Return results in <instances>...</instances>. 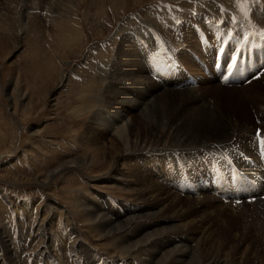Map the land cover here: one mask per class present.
Returning a JSON list of instances; mask_svg holds the SVG:
<instances>
[{"label": "rangeland", "instance_id": "obj_1", "mask_svg": "<svg viewBox=\"0 0 264 264\" xmlns=\"http://www.w3.org/2000/svg\"><path fill=\"white\" fill-rule=\"evenodd\" d=\"M202 1L207 2V0ZM202 1L200 4H203ZM221 3L222 0H219L218 9ZM147 4H151L158 11L162 9L177 13L178 17L183 18L199 11L191 10L190 5L192 4L198 7L194 1L182 0H0V231L7 235L6 238H10L4 221L9 222L10 217L18 214L16 227L17 229L20 227V231L27 230V232L23 237L19 236L24 240L20 254L17 252L16 245H11L14 247H11V250L14 249L12 251L17 257V264H80L77 256L73 254L72 247H75L85 264H95V260L96 264H103L104 255L107 262L110 259L116 264H132L134 261L143 264L147 255L143 253L144 255L140 256L141 253L136 249L132 251L133 256L128 254H122L123 257L115 256V253H121L118 244L126 246L124 245L126 239L135 237L133 233H136V225L145 220L137 218L139 215L137 211H141L137 208L140 205L138 204L140 195L138 197L135 194L137 190L135 192L134 188L138 187L140 173L134 168L135 161L122 157L112 163L111 156L103 150L101 152L105 153V158L94 165L89 163L90 155L88 154L97 145H101L100 142H95L106 141L105 138L100 140L103 131L100 123L95 120V115L99 113L102 121L111 123L114 112L119 111L121 106L120 101L117 102L121 87L125 89L126 82H141L142 80L140 76L133 78L134 75H129V78L124 79L116 75L125 70H129V73L130 70H135L133 72L137 75L141 73L145 51L137 53V49L141 46L139 41L137 42V35L140 36L142 33L137 27L133 29L137 35L130 34L129 30L135 25V19L132 17L134 11L136 18L140 16L144 22L147 20L153 23L147 16H141L136 11L143 9L147 13L145 8L149 7ZM36 5L41 9L46 5L47 7L44 11L37 12L34 8ZM212 12L211 16H216L218 13L216 5L212 7ZM140 17L139 19L143 21ZM230 17L233 18L234 15ZM221 20L222 17L215 20V23L219 24ZM199 23L200 18H197L194 21L195 28L189 32L193 33L195 40L200 34ZM235 28L232 27V29ZM176 38L179 40V37ZM220 39L218 38L216 43L220 41L219 44H222V39ZM184 40L185 36L182 42ZM229 40L231 45L226 43L228 47H231L233 44L230 38ZM245 40L247 45V39L241 41L238 39L237 43ZM172 41L169 40V42ZM206 41L208 42V37ZM182 45L183 43H179V46L182 47ZM182 48V52L180 50L182 59L186 52L190 51L189 54H197L196 58L203 59L204 64L206 49L209 47L204 50L201 47L198 52V48H193L192 51L188 48L189 51H186L185 47ZM86 53L87 59L85 60ZM181 58L180 61L185 70L196 74L197 72L192 70L193 67L183 63ZM194 62L195 64L201 63ZM201 65L199 66L202 68ZM198 72L202 71L199 69ZM182 74L184 75L183 72ZM146 76L150 82H153L152 84L158 85L161 82L154 81L148 73ZM159 85L161 87V84ZM168 87L171 86L168 85ZM247 87L253 91L264 90V81ZM182 88L184 87H178L175 90ZM164 90L167 92L170 89L166 87ZM184 90L186 89L182 91ZM223 94L219 98L224 100L225 104L223 102L220 105H223L224 113L231 115L234 119L235 110L229 106L230 104L232 107L239 105L237 102L240 101L229 100L225 96L223 98ZM261 94H264V91ZM182 96L177 100L178 95L168 92L161 93L159 98L166 108L179 106L175 108L173 116H177L175 118L185 117L187 120L189 118L186 116L189 113H187V108L184 109V105H188L192 93L189 96L187 93ZM220 99L217 100L218 103L222 102ZM243 106V117L238 116V119L248 121V124L253 125L254 120L264 118V116H259L257 109L253 111L255 110L254 105L248 99L244 98ZM257 125L264 130L262 124ZM248 140H246V146ZM237 144L239 142L235 145ZM105 146L108 148L110 145ZM82 161L85 164L82 165ZM112 165L115 167L116 174L109 175ZM141 165L143 167L142 163ZM182 165L184 163L181 162ZM130 166L133 170H128ZM156 166L153 164L152 168L147 167L145 172L150 170L151 174L146 175L142 171L143 176H150L151 179L159 178ZM202 170L205 168L202 167ZM125 172H129L128 177H125ZM185 182L189 181L185 179ZM188 190H197V186L191 184ZM199 192L200 195H187L191 205H181L183 206H179L181 209L176 207L181 211L179 212L181 221L191 220V224L190 230L188 226H185L183 230L174 232L172 243L177 246L175 239L183 238L184 240L185 238L191 246L200 250L201 262L210 258L215 260L216 257L225 264H264V255H262L264 246H255L258 244L257 240L248 241L247 244L239 242L234 236V230L242 224L241 222L239 225L223 223L225 230L229 229V231L226 235L219 233L223 231L221 229L223 217L235 212L236 202L229 205L223 203L220 197L216 198L210 193H205V190L201 189ZM112 193L117 199L116 204H113L108 197ZM143 196L146 197L147 194ZM180 197L185 198L183 195ZM210 200L216 203L212 204V207H207ZM217 200L220 201L217 202ZM85 201L97 207L104 204L106 209L102 210L107 211V215L110 212L115 213L113 221L120 215L123 216L122 220L128 219L125 220V230L113 231L112 234L106 235L99 233L100 231L95 227H87L89 223L85 222L82 216L79 217L77 212V207ZM13 202L16 204L14 205ZM244 205L250 206L251 204ZM217 207L221 210L216 209ZM223 207L227 210L226 213L223 212ZM193 209H195L194 212ZM21 210H25V214ZM62 210L65 212H61ZM244 211L248 212L246 209ZM43 216L45 218L42 219L49 230L44 233V238L36 230L37 226L43 222L41 219ZM128 216L135 220L130 221L131 218ZM214 218L217 220L215 221ZM176 219H174L175 222L180 221ZM56 226H58L57 229ZM72 230L75 232L72 233ZM14 231L16 228L11 226L10 233L13 234ZM192 234L197 238L196 241L186 237ZM53 235L58 242L57 251L53 248ZM8 241L11 242L10 239ZM172 243L170 241L167 244L168 247ZM247 245L246 250L244 248ZM123 246L122 250H124ZM255 247L257 248L253 251ZM45 248L49 256L42 253ZM1 250L0 262L10 264L11 259H6L7 254L3 252V249ZM25 251H30L33 255L21 258V254ZM42 254L44 257L39 256ZM175 254H179L178 251L174 250L173 255ZM34 256L39 259L38 263L34 260Z\"/></svg>", "mask_w": 264, "mask_h": 264}, {"label": "bare ground", "instance_id": "obj_2", "mask_svg": "<svg viewBox=\"0 0 264 264\" xmlns=\"http://www.w3.org/2000/svg\"><path fill=\"white\" fill-rule=\"evenodd\" d=\"M218 1L219 0H207V3L212 5L211 8L208 7L206 4H201L200 6L202 7V10L206 14L211 16L213 13L212 7L213 5L218 6L217 4ZM226 2L228 1L222 0L221 6L219 7V9L223 8L225 13L228 14L229 13V11L227 12L228 8L225 9ZM140 18L142 19V17ZM142 20H143L142 22H144V19ZM262 20L264 21V14H263ZM145 22L149 23L147 20ZM205 29L206 27H203V30ZM190 31L191 30L189 29L188 31L185 32V40H184V42L186 43L185 50L190 49L192 51L193 48H196V49L198 48L197 49V52H198L201 49V47L199 46L200 45L199 39L196 37L197 42H195L196 40L194 38V35L193 33H189ZM232 36H236L238 39H240V41L242 39H247V36L245 35V33L240 31L239 27L235 29L231 28L230 30L227 31L226 34H223L221 32H210L207 37H208V42H216L218 38H221L223 42L222 45H226L228 47V45L230 44V40H226V38L228 37L231 39ZM226 42L228 43V45ZM245 42L246 40L242 43H239V44L237 43L234 46L233 54L235 56L244 57L245 53H248V55L251 54L252 49L247 48V45L245 44ZM134 50L136 49L134 48ZM142 51L144 50H142V47L139 46V48L137 49V53L142 52ZM189 52H186L185 55L183 54L184 59H182L181 56L180 58L183 63L187 64L190 67H193L192 68L193 72H197L196 74H194L196 78L200 80V78L197 75L201 76V80L198 82V84L193 83L196 85H192V86L188 84L186 87L180 90H175L174 86L175 85L177 86L180 82L177 80L178 77L167 78V79L163 78L161 82L158 83V85H156L155 83L152 84L153 82H150L148 80V77L146 76L148 71H147L146 65L143 62V64L141 65V68L143 70V72L141 70V73H140L141 75L140 74L137 75L136 73H134L133 71L135 70H130V73H129V70L128 71L125 70L124 72L116 75V77L120 76V77H124V79H127V77L129 78L130 77L129 75L131 76L134 75L133 78L140 76L142 77V80L141 82L140 81L126 82L125 89L121 87V92H119L120 97L118 98L119 100L117 99V102L120 101L121 106L119 107V111L114 112L111 118V123H106L102 121L99 113L95 115V120H97V122L100 123L102 127V131H103V134H102V137H100L101 138L100 140H104L103 138H105L107 143L110 146L106 148L105 145H108L106 141L104 142V141L98 140L97 142H95V143L100 142L101 145L99 144L100 146L97 145L95 149L90 150L88 154L90 155L89 163L96 165L102 162L101 160L105 158V153L101 151L106 150L108 156H111L110 159L112 163L114 162V160L117 161L119 158L126 157L129 161H135L136 165L134 168L135 170L137 169V171H139L140 173V178L138 180V187L134 188V191L137 190V192L135 191L136 192L135 194H137V196L140 195V197L138 196L140 198L139 200L140 202L138 204L140 205H138L137 208L140 209L141 211H137L139 213L137 218H144L145 220L136 225L135 227L136 233H133L135 234V237L133 239H128V238L126 239L124 245H126L127 247L118 244V247L121 253L119 252L115 253V256L117 257H123L122 254H125V255L128 254L130 256H133L132 251L136 249L137 252L141 253L139 254L140 256L143 253L147 255L146 258L142 262L143 264H225L224 261L216 257H215V260H211L210 258L209 260L206 259L207 261L205 262H201L199 258L200 250L191 246L189 241L186 240L185 238L184 240L183 238L181 239L176 238L175 244H177V246L172 243V240H173L172 238L174 236V235L172 236V234L174 232H178L180 231V229L183 230L185 226H188V230H190L191 220L188 221L186 219V221H181V219L179 218L180 217L179 212H181L180 211L181 208L179 206L184 205V204H190V201H188L187 195H184L185 198L183 197L182 199L180 197L181 193L176 192L172 189L173 187L170 184L173 181L174 175L168 172L169 170L167 169V166L172 169L173 154H175L177 156L174 160V164L180 158V161L184 163V165L182 166L186 167L187 161L184 159V157L190 158L193 156L194 151L196 152L201 151L204 155H207L208 158H211L213 160L226 159L229 166H227L225 170L227 174L229 175L230 181L234 184L240 183L234 173L233 166L230 165L228 162V156L225 150V146H233L237 142H239V145L246 147L247 139L249 140L252 139L255 141L258 139L256 137L257 130L255 132V128L256 129L260 128V126H258L257 124H262L264 126V118L256 119L254 120V122L249 120V122H252L253 124V125H250L248 124V121L238 119L237 117L238 116L241 117L242 112L244 111V106H243L244 98L248 99L252 103V105H254V108H255V110H253L254 112L257 109L259 112L258 113L259 116H264V94H261L263 93L264 90L259 89V90L253 91L247 87L253 84L257 85L258 83H261L262 81H264V73L259 78L249 83H244L243 80L237 79L234 74L226 73L227 80L231 84L224 86V85H221L220 82L223 80V77H224L223 71H225V66L231 65L232 63L230 60L224 59L223 64H222L224 68L221 69V72L218 71L217 66H213V63H212L213 58L215 56V51L213 48H210V47L207 48L206 54L204 52V54L206 55V58H205L206 60H204V65H206L208 70H213V72L209 71V73H213V78H209L207 74L205 73V71L203 70V68L197 65L198 63L195 64V62L193 61V58L196 59L195 57L196 55H193L192 56L193 58H192L190 56L191 53L189 54ZM241 62H243V60H241ZM198 66L203 70L204 74L203 72L201 73L198 72V70L200 69V68L198 69ZM255 66H256L255 64H252V65L246 64L245 67L241 71L238 67L235 69V71L240 73V77H243L245 75H249L251 71L255 68ZM258 80L260 82H257ZM214 81H217V82H214ZM162 82H164V84H162ZM159 84H161V87ZM168 85L171 87H168ZM166 87L170 89L167 92H165L166 90H164L166 89ZM183 89H186V90L182 91ZM168 92H171L172 95H178L179 97L177 98V100L181 99V97H183L182 96L183 94L185 95L187 93V95L189 96V94L192 93V96L189 97L188 105H184L185 106L184 109L187 108V113H189L188 115L185 113L187 115L186 117H188L189 119L185 120V117L182 116L183 118H181L179 115L178 116L180 118H175L177 116H173V114L175 113V108L179 106H176L175 108L173 106L166 108L163 105L159 97L161 93L163 94V93H168ZM221 94H223V98L225 96L229 100H235L236 102L240 101V102H237L239 103V105H235L234 107H232V104H230L229 106L235 110V112L233 113H234V117L236 118V120L235 118L233 119L231 115H227L224 113L223 105H220L221 103L223 104L224 102V100L222 101L219 98ZM219 99L222 102L218 103L217 100L219 101ZM242 100L243 102L241 103ZM172 104L175 105V103H172ZM189 106L191 107L189 108ZM237 120H240L241 122ZM214 125L217 128L213 127ZM213 135H215L216 137H214ZM259 135L263 136L261 132ZM80 137H82V135H80ZM253 158L254 159L256 158L254 154H253ZM79 161H81V159ZM139 161L140 162L142 161L141 163L143 164V167ZM82 162H83L82 165L85 164L84 161ZM153 164L157 165L156 167L158 168L159 178L153 177V179H151L150 176H145V175L143 176L142 171L145 172V169L147 167H149V169L152 168ZM72 165L73 164H71V166ZM247 165L241 166L240 164V167H239L240 170L244 173H248V170L245 169ZM71 166H68V167H71ZM72 167H74V165ZM202 167L204 166H201L200 168L202 169ZM250 167L256 170L254 166L250 165ZM53 170L55 171V169ZM114 170H115V167L114 165H112L109 175L116 174V171ZM128 170H133V168H131L130 166L128 167ZM185 172L189 174V177L191 179L196 177V175L193 174L188 169H186ZM128 173L129 172L127 173L125 172V177L129 176ZM145 174L149 175L151 174V171L150 170L146 171ZM176 179L177 181H179L178 177ZM256 179L258 182L262 183V186L264 189V182H263L264 177L258 175L256 176ZM195 185L197 186L198 190L205 189V188H211V187L216 189L214 184H209L208 187H204V186L200 187L201 184L198 185V183ZM230 188L234 189L232 187ZM249 191L252 192V196L257 197V198H260L261 193L264 194V190L258 194L255 193V191L253 190H249ZM144 194H147V196L146 197L143 196ZM262 200L263 201H257L255 203L251 202L250 206H247L244 204H241L239 206L236 205V207H234L235 212L233 211L230 216L229 214H227L225 215V217H223L224 221L221 222V229H223V231L219 233L222 235H226L227 231H229V229H227V231L225 230V225H223V223H229V225H239V223L241 222L242 224H240L234 230V233H235L234 236L236 237V239L239 242H245L246 244L248 241L251 242L253 240H257L258 244L255 246L257 247L264 246V198H262ZM219 201L220 200H217V202ZM215 203L216 202L213 203V201L210 200L208 201L206 206L209 207ZM15 204L16 203H14V205ZM242 205H244L245 207ZM100 206L101 207H97L94 205L92 206L90 203L88 204V202L85 201L84 203L81 202V205L77 207V212L79 214V217L82 216L83 220L89 223L86 225L87 227L89 226H90L89 228L95 227L100 231L99 233H104L106 235L112 234L113 231H117V230L119 231L121 229L125 230L124 227L128 219H125L126 221L122 220L123 216L120 215L115 218V221H113V216L115 215V213L112 212L111 214L110 212L109 215L111 216H109L107 215V211L104 212L102 210V209H106L104 208V204L103 205L101 204ZM176 207H179L180 209L177 208L178 209L177 210ZM195 209H193V212ZM216 209L221 210L218 207ZM244 209H246L248 212L244 211ZM222 210L225 213L227 211L225 210V207H223ZM210 211L212 210L210 209ZM61 212H65V210H62ZM209 215H210V212H209ZM212 216L214 215L212 214ZM48 217H50V215ZM128 217L131 218L130 221L135 220V219H132L131 216H128ZM42 218L44 219L45 216L41 217V219ZM174 219L180 220V221L175 222ZM214 219L215 221L217 220V218H214ZM229 225H227V227H229ZM37 227L38 228H36V230L44 238L45 236L44 233L49 232V230L46 227V223L43 221ZM89 228L87 229L89 230ZM74 232L75 231L72 230V233ZM210 235L211 234H209V236ZM6 236L7 235H4L2 231H0V248L3 249V252L7 254L6 259H11L10 264H15L17 262L16 261L17 257L16 255L14 256L15 254L13 252L14 249H12L13 251L11 250V247H12L11 245L13 243L9 242L8 240L10 238H6ZM186 237H190L192 241L197 240L194 234L186 236ZM115 238L116 237H114V239ZM170 241L172 245L171 246L169 245L170 247H168L167 244ZM122 246L124 247V250H122L121 248ZM257 247H255L253 251ZM247 248H248V245L244 249L247 250ZM174 250L178 251L179 254L173 255ZM249 250H252V249L249 248ZM239 251H241V249ZM44 252H46V248ZM252 253L254 254V252ZM255 254L258 255V253H255ZM262 255H264V250L262 252ZM169 258L170 260L168 261L170 262L168 263L167 259ZM0 264H2V262H0ZM95 264H96V260H95Z\"/></svg>", "mask_w": 264, "mask_h": 264}, {"label": "snow or ice", "instance_id": "obj_3", "mask_svg": "<svg viewBox=\"0 0 264 264\" xmlns=\"http://www.w3.org/2000/svg\"><path fill=\"white\" fill-rule=\"evenodd\" d=\"M217 55L219 56V51H218ZM259 134H260V130H257V135H259Z\"/></svg>", "mask_w": 264, "mask_h": 264}]
</instances>
